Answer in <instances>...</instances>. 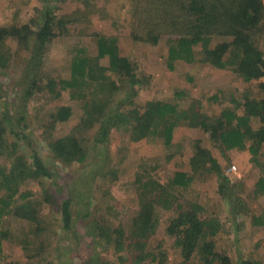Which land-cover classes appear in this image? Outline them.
Instances as JSON below:
<instances>
[{"label":"trees","instance_id":"obj_1","mask_svg":"<svg viewBox=\"0 0 264 264\" xmlns=\"http://www.w3.org/2000/svg\"><path fill=\"white\" fill-rule=\"evenodd\" d=\"M53 1L45 0V9L41 11L40 22L35 28L28 24L0 27V44L12 38L17 40L20 48L30 53L27 52L29 56L23 61L22 75L17 84L26 104L24 114L16 118L15 126H11L4 123L3 113L0 112V158L3 155L6 159L0 165V188L7 192L0 196V222L6 216L33 222L37 225V237L42 239L46 237L47 226L41 215L43 205L58 206L64 229L72 230L74 220L81 217L88 227V235H93L98 244H104L102 251L113 248L122 264H125L129 254L134 255V264H172L166 251L152 248L151 238L157 234L160 225L158 209L167 212L174 209V215L167 225V233L178 249L174 264H233L230 256L217 248L219 223L212 220L208 213H216L218 209L221 210V206H226L229 215L237 216L246 211L247 206L236 194V184L229 179L228 173L225 174L207 143L222 151L248 150L254 164H261L260 157L264 150V82L259 85L258 98L246 94L242 102L237 103V109L243 108L242 115L238 114L237 109L226 108L219 116L209 117L201 111L199 104H192L189 109L182 110L177 103L161 101L147 102L142 108L137 106L135 97L144 81L134 72V65L120 55L115 41L104 35H98L95 40L97 53L94 56L85 55L84 50L76 48L69 78H50L42 68L47 46L57 37L68 34L74 22L87 21L84 7L89 5V0H58L59 3L81 1L85 5L73 13L59 16L54 11L55 7L49 5ZM152 16L154 22H146L144 28L157 29V36L151 38L150 31L146 35L154 44L164 35L162 29L171 28L172 24H168L165 18L172 17L173 34L169 39L167 57L169 70H174L177 62L195 64L201 60V63L212 68L235 70L248 81L264 79V52L255 44L264 20L262 0H228V3L223 0H163L157 9H153ZM219 37L224 41L213 44V40ZM9 54L0 51V71L10 67L12 57ZM101 61H107L108 68L103 67ZM109 70L129 80L124 92L125 100L115 109L110 108L108 96L121 89L107 75ZM87 82L94 83L101 93L108 92L107 98L102 102L93 101L90 111L85 112L71 133L58 138L50 135L47 138L49 160L55 165L84 164L91 150H100L101 155L105 150L108 152L113 132L120 133L118 131L121 129L128 131L133 141L159 138L164 139L169 147L172 146L175 130L184 122L201 133V139L192 145L189 172L177 171L166 183L155 180L147 171L138 175L136 183L140 190V207L129 227L124 224L112 226L108 220L105 223L109 224L100 223L90 220L88 213L83 216L81 212L76 213L79 202H75L73 192H66L60 187L59 171L50 169L38 153L26 158L20 155L17 148L19 142L27 138L24 130L29 127L30 99L44 92L58 97L61 91H70L75 99H86L89 96L84 91ZM58 86L60 91L56 92ZM184 95L176 93L178 99ZM217 99V95L212 96L209 103ZM43 110L42 106L36 110L35 118L45 121L47 131H53L59 123L69 121L73 115L72 109L67 106L57 107L41 116ZM254 120L259 121L257 129L253 126ZM11 136L15 141L11 142ZM76 172L83 175L81 168H77ZM201 172L217 178L216 198L204 204L196 197L186 206L181 202L182 196L177 189L185 190L194 186ZM108 174L116 176L117 170L106 174L101 171L91 176L93 179L98 175L107 178ZM27 182L38 183L43 192L42 198H36L33 190L20 193L21 185ZM97 190L93 188L94 193ZM253 193L264 194V176L256 182ZM18 194L19 197H16ZM56 194H63L65 198L59 201ZM253 221L264 225V214L254 217ZM8 236V232L0 230V253ZM125 238L129 242L127 245ZM78 239L81 242L82 238ZM43 255L45 253L42 250H37L35 254L27 253L28 264H42L45 261ZM53 259L57 264H64L57 256ZM245 264L252 263L247 261Z\"/></svg>","mask_w":264,"mask_h":264},{"label":"rangeland","instance_id":"obj_2","mask_svg":"<svg viewBox=\"0 0 264 264\" xmlns=\"http://www.w3.org/2000/svg\"><path fill=\"white\" fill-rule=\"evenodd\" d=\"M162 1L89 0L88 7L81 1L50 2L49 5L55 7L52 8L59 16L68 15L85 6L84 10L87 12L84 15L87 16V21L74 22L68 34L57 37L47 46L42 63L44 74L53 79L69 78L76 48L84 50L85 55L94 56L97 53L95 40L98 35H104L115 41L120 55L134 65V72L144 81L135 97L139 107L143 108L147 102L161 101L177 103L180 109L187 110L192 104H199L204 114L217 117L226 108L237 109V103L242 102L246 94L257 98L260 96L259 85L264 79L248 81L243 75L230 68H212L198 60L195 64L177 62L174 70H169L167 57L169 39L173 34V22L170 21L172 17L165 18L172 26L162 29L165 33L157 44L146 37L148 31L151 32V38L157 36V29L144 28L146 22H154L152 11L157 9ZM223 1L228 3V0ZM262 1L264 6V0ZM44 2L45 0H0V27L28 24L35 28L38 21L40 22L41 11L45 9ZM55 30L58 33L56 27ZM213 41V44H217L224 40L219 37ZM255 44L264 52V20L261 33L255 38ZM0 51L9 52L12 57L10 67L0 71V112L3 113L5 124L15 126L16 118L22 116L25 111L26 104L23 102L21 88L17 84L22 75L23 61L30 53L23 47L20 48L17 40L12 38L0 44ZM101 65L108 68L107 61H101ZM107 75L121 89L108 96L110 108L115 109L125 100L124 92L129 80L111 70L107 71ZM84 87V91L89 95L86 99H75L70 91H61L58 97L44 92L30 99L27 123L29 127L24 130L27 138L20 141L17 148L20 155L26 158L38 153L48 163L50 169L59 171L58 179L62 182L60 187L66 192H73L75 202H79L76 213L81 212V216L88 213L90 220L100 223L109 224L105 222L110 221L112 226L124 224L129 227L140 207V190L136 183L138 175L147 171L155 180L166 183L177 171L189 172L192 145L201 139V133L199 129L184 122L175 130L172 146L169 147L164 139L159 138L133 141L128 131L121 129L118 131L120 133L113 132L108 152L105 150L101 155L100 150H91L84 164L55 165L49 160L47 138L50 135L58 138L71 133L81 122L85 112L90 111L93 101L102 102L107 98L108 92L101 93L94 83L87 82ZM59 91L60 86L56 88V92ZM176 93L185 95L178 99ZM215 95L217 101L209 103L210 98ZM3 97L6 99L3 100ZM41 106L44 107L41 116L60 106L70 107L73 115L69 121L59 123L53 131L51 129L47 131L45 121L35 118V112L41 109ZM242 111L243 108L237 109L240 115L243 114ZM253 126L257 129L260 126L259 121L254 120ZM10 140L15 141L12 136ZM207 146L211 149L213 157L219 161L225 174L232 166H236L235 173L228 174L229 179L236 184L234 190L247 206L246 211L237 216L229 215L226 206L223 208L221 206V210L218 209L216 213H208L212 220L219 223L217 248L225 251L233 264H245L247 261L252 264H264V225L255 224L253 221L254 217L264 214V194L253 193L256 182L264 176V150L260 157L261 164L256 165L248 150L222 151L209 142ZM5 161L2 155L0 165ZM77 168L83 170V175L77 174ZM113 170H117L116 176L108 174L109 176L104 178L98 175L96 179L91 176L100 174L101 171L106 174ZM198 176L191 188L177 189L182 196L181 202L186 206L196 197H199L198 200L204 204L216 198L217 178L205 172H201ZM95 187L98 190L94 193ZM28 190H33L36 198L43 196L37 182L21 185L20 193ZM6 193L0 188V196ZM56 198L62 201L65 196L56 194ZM187 199L188 202H185ZM173 210L167 212L158 209L160 225L157 234L151 238L152 248L166 251L172 264L178 251L174 240L167 233L168 221L174 215ZM41 215L47 225L46 237L42 239L37 237L35 233L37 225L33 222L14 216H6L3 222H0V230L9 234L8 240L2 244L0 264H28L26 254H35L37 250L45 253L43 255L45 261L42 264H57L53 259L55 256L64 264H69L70 259L71 264H122L113 248H109L107 252L102 251L104 244H98L93 235H88V227L81 217L73 222L72 230L76 232L74 234L72 230L64 229L58 206L44 204ZM78 237L82 238L81 242ZM125 239L127 245L129 242L127 238ZM134 261V255L129 254L126 256L125 264H134Z\"/></svg>","mask_w":264,"mask_h":264},{"label":"built area","instance_id":"obj_3","mask_svg":"<svg viewBox=\"0 0 264 264\" xmlns=\"http://www.w3.org/2000/svg\"><path fill=\"white\" fill-rule=\"evenodd\" d=\"M237 170L236 166H232L230 170L227 172L228 174H233Z\"/></svg>","mask_w":264,"mask_h":264}]
</instances>
